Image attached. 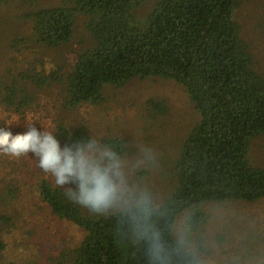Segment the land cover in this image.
I'll return each instance as SVG.
<instances>
[{"label": "trees", "instance_id": "16d2710c", "mask_svg": "<svg viewBox=\"0 0 264 264\" xmlns=\"http://www.w3.org/2000/svg\"><path fill=\"white\" fill-rule=\"evenodd\" d=\"M142 1L58 0L26 13L28 40L37 47L67 46L80 17L85 36L71 65L63 60L0 83V104L23 114L36 104L39 91L58 86L61 111L68 113L102 104L107 87L121 88L135 79L159 78L181 86L197 117L174 156L161 159L170 187L161 203L153 202L154 227L174 245L172 229L184 212L190 211L188 224L194 229L204 222L205 203L264 198V169L250 159L252 141L264 135V76L237 18L242 0H156L141 22L135 9ZM25 41L15 38L12 47L17 50ZM145 106L161 114L167 110L160 101L148 100ZM53 124L61 148L92 138L85 125L70 124L63 115ZM99 142L123 157L130 154L121 137ZM64 187L76 189L75 184ZM37 192L55 217L84 233L54 264H146L141 247H133L121 227V212L91 213L46 179L39 181ZM11 225V216L0 214V232ZM4 249L0 240V254ZM175 264H195V258L189 254Z\"/></svg>", "mask_w": 264, "mask_h": 264}, {"label": "rangeland", "instance_id": "374dc122", "mask_svg": "<svg viewBox=\"0 0 264 264\" xmlns=\"http://www.w3.org/2000/svg\"><path fill=\"white\" fill-rule=\"evenodd\" d=\"M156 0H143L135 9L143 22ZM58 0H3L0 5V83L19 74L60 64L71 65L84 34L83 18L76 23L72 41L57 50L32 45L30 23L25 14L57 5ZM243 36L252 47L257 70L264 76V0H242L237 13ZM15 38L26 41L16 50ZM148 100L160 101L166 113L148 110ZM60 88H44L37 102L23 114L0 104V129L13 135L30 127L53 133L54 119L63 115L70 124L82 123L92 138L121 137L129 143L125 156L130 186L146 189L155 203L167 196L170 180L161 159L173 157L180 140L196 121V114L181 86L159 78L135 79L121 88L107 87L103 103L82 105L62 113ZM251 161L264 169V135L251 143ZM31 153L14 158L0 152V214L9 215L12 225L0 232L5 249L0 264H54L62 251L77 246L83 231L55 217L41 202L37 185L54 178L38 166ZM66 186V185H65ZM59 187V186H57ZM203 224L190 228L186 211L175 220L172 234L184 232L188 252L201 264H264V198L255 202L205 203Z\"/></svg>", "mask_w": 264, "mask_h": 264}, {"label": "clouds", "instance_id": "9594fccd", "mask_svg": "<svg viewBox=\"0 0 264 264\" xmlns=\"http://www.w3.org/2000/svg\"><path fill=\"white\" fill-rule=\"evenodd\" d=\"M0 152L14 158L29 153L37 157L38 166L65 189V195L91 213L121 212V227L131 245L141 247L146 264H175L178 258H188L185 233L178 232L173 245L155 229L156 208L150 193L129 185L127 162L113 148L95 138L74 141L61 148L51 132L30 127L16 135L0 129ZM68 184H75L76 189L65 188ZM195 264H201L198 258Z\"/></svg>", "mask_w": 264, "mask_h": 264}]
</instances>
